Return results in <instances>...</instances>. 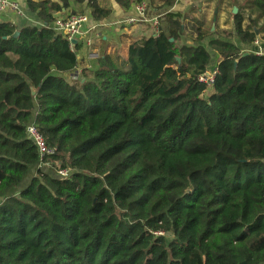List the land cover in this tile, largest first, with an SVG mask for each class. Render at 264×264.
Listing matches in <instances>:
<instances>
[{
    "label": "trees",
    "instance_id": "trees-1",
    "mask_svg": "<svg viewBox=\"0 0 264 264\" xmlns=\"http://www.w3.org/2000/svg\"><path fill=\"white\" fill-rule=\"evenodd\" d=\"M24 1L39 26L0 22V264H264V56L211 40L207 88L209 31L191 25L180 47L185 18L165 14L125 60L103 53L74 77L79 46L51 25L72 1L94 21L110 10ZM245 3L235 37L264 43V0ZM32 124L68 178L36 169Z\"/></svg>",
    "mask_w": 264,
    "mask_h": 264
},
{
    "label": "crops",
    "instance_id": "crops-1",
    "mask_svg": "<svg viewBox=\"0 0 264 264\" xmlns=\"http://www.w3.org/2000/svg\"><path fill=\"white\" fill-rule=\"evenodd\" d=\"M21 7L26 11L28 15L26 4L24 0H18ZM41 1V0H34ZM53 2H57V0H51ZM100 4L105 5L111 12L108 19L103 21H94L90 12L86 8V3L80 5L75 3L74 1L70 4V9L67 11H62L60 15H66L68 13H76L83 12V14H87L90 18V23L87 27H94L95 30L91 34H86L85 31L82 32V35L77 38L73 45H78L79 49L77 50V57L80 60V66L76 69L74 76H78L79 73L85 68H90L98 59L101 54H117L121 60H125L127 57L128 48L131 43L139 41L143 38L154 37L156 32L153 24L154 19H157V30H159L160 24H163V17L165 14H181L185 18V23H187L186 30L184 34L180 37L177 45L180 47L193 46L195 34L192 31L193 21L195 19L198 20L199 16H203L204 20L208 19L210 21L209 11L205 7V3L210 6H214L216 3L215 0H176L175 4L171 7H166L164 5V0H145L144 4L146 6V15L145 21L143 23H139L136 25H126L125 23L128 20L137 18V14L135 12V5H132L129 9L123 10L121 9L114 0H98ZM103 2V3H102ZM220 3V2H219ZM102 5V6H103ZM220 12L218 14L217 7L213 12V17L211 23L216 25V22L224 23L225 12H221L224 4L219 5ZM196 8V9H195ZM236 9V14L240 11L238 8H231V21L225 22V24L219 25L218 27L220 31L223 33H231L233 37L230 39H225L221 34L214 36L216 28L213 26L210 28V33L208 38L203 41L200 45L205 48L211 56V64L208 69V72L215 67L218 62L216 55L210 51L208 48V44L211 40H221L228 41L232 45L239 47L241 49L242 54H254L258 56H264V43L257 38L258 45L252 44L244 46L242 45L238 39L235 37L234 33V23L233 17L236 15L233 13V10ZM193 13H189L190 11ZM243 14H246L247 11H241ZM60 15H56L60 17ZM5 17V18H4ZM28 20H22L12 14H0V22L9 23L16 27L18 30L24 28L26 25L31 24V26H39L38 22L28 16ZM222 20V21H221ZM207 21V20H206ZM257 32V30H255ZM88 43L90 45H88Z\"/></svg>",
    "mask_w": 264,
    "mask_h": 264
},
{
    "label": "built area",
    "instance_id": "built-area-1",
    "mask_svg": "<svg viewBox=\"0 0 264 264\" xmlns=\"http://www.w3.org/2000/svg\"><path fill=\"white\" fill-rule=\"evenodd\" d=\"M135 12L137 14V18L128 20L126 25H136L139 23H143L145 21L146 15V6L144 2L139 5H135ZM0 14H12L22 20H28V15L26 11L21 7L18 0H0ZM154 28L156 30L154 36L157 35V19H154ZM90 23V18L87 14H72L63 19H57L51 25V29L54 34L57 36L63 37L72 47L71 42L76 41L82 35V32L85 31L86 34H91L95 28L87 27ZM258 45L257 40L253 43ZM88 45H90L88 43ZM258 56V55H257ZM208 78L201 76L198 78V82L204 84L207 88H210L213 85L214 78L217 74V69L214 67L209 72H207ZM27 138L31 141L33 146L36 148L37 155L39 157L38 166L47 165V161L51 157H53L56 153V149L49 148L46 145L45 140L40 135L37 127L35 125H29L26 129ZM58 179H66L70 176V171L68 170H60L57 168L56 175Z\"/></svg>",
    "mask_w": 264,
    "mask_h": 264
},
{
    "label": "rangeland",
    "instance_id": "rangeland-1",
    "mask_svg": "<svg viewBox=\"0 0 264 264\" xmlns=\"http://www.w3.org/2000/svg\"><path fill=\"white\" fill-rule=\"evenodd\" d=\"M210 1H211V0H210ZM215 2H216V3H214L215 5H214L213 7L210 6V5H208L207 3H205V6L207 5L205 8L208 9V11H209V16H208V17H210V21H209L208 19H206V20H207V21H206V20H204V17H203V16H199V17H198V20L195 19V20L193 21V24H194V25H195V24L200 25V26L202 27L203 30H205V31H209V33H210V28L213 26L214 28H216L215 33H214V36H217V35L223 33L222 31H220V29H219V27H218V23H219V25H222V24H225V22H228V25H229V22L231 21V13H230L231 8L236 7V8H238V9L240 10V9H242V6H245V5L248 6V4L245 3V0H215ZM219 2H220V3H219ZM220 4H221V5L224 4V6H225V7H223V9H222L221 12H225V15H226L225 17H226V18L223 19V20H224V23H220V22H218V20H217L216 25H215V24L213 25V24L211 23V21H212V17H213V12H214V10H216L215 7H217V12H218V14H219V12H220V7H219V5H220ZM195 9H196V8H195ZM244 10H246V8H245ZM193 11H194V10L190 11L189 13H193ZM75 14H83V12H76ZM245 16H249V12L246 13ZM4 18H5V17H4ZM221 21H222V20H221ZM193 24H191V25H193ZM29 25H31V24H29ZM74 77H76V76H74ZM46 164H47V165H45V166H38V165H37L36 169L38 168V169H40L43 173H46V174H48L49 176L55 177L56 167H52V162H50V161H48ZM34 174H35V171H31L30 176H32V175H34ZM27 181H28V180H27ZM12 194H13V195H16V194H17V191H13Z\"/></svg>",
    "mask_w": 264,
    "mask_h": 264
},
{
    "label": "water",
    "instance_id": "water-1",
    "mask_svg": "<svg viewBox=\"0 0 264 264\" xmlns=\"http://www.w3.org/2000/svg\"><path fill=\"white\" fill-rule=\"evenodd\" d=\"M236 9L233 10V13L236 14ZM46 26V25H45ZM19 36V33L18 32H15L14 35H13V38H17ZM170 42H173L172 40H170ZM75 42L72 41L71 44L73 45ZM243 56H247V54H244ZM178 61V60H177ZM205 77L208 78V74H205ZM31 94L32 96L35 95V91L33 89H31Z\"/></svg>",
    "mask_w": 264,
    "mask_h": 264
}]
</instances>
